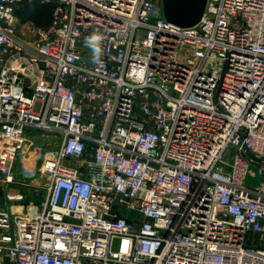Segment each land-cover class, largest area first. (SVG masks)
<instances>
[{
  "label": "built area",
  "instance_id": "built-area-1",
  "mask_svg": "<svg viewBox=\"0 0 264 264\" xmlns=\"http://www.w3.org/2000/svg\"><path fill=\"white\" fill-rule=\"evenodd\" d=\"M37 132L46 197L0 210V264H264V0L192 27L162 0H0V184Z\"/></svg>",
  "mask_w": 264,
  "mask_h": 264
},
{
  "label": "rangeland",
  "instance_id": "rangeland-1",
  "mask_svg": "<svg viewBox=\"0 0 264 264\" xmlns=\"http://www.w3.org/2000/svg\"><path fill=\"white\" fill-rule=\"evenodd\" d=\"M53 7L31 5V12L27 18L36 27L48 28ZM57 135L53 133L37 132L31 137L28 145L19 154L15 166L16 183L0 184V210L9 211L17 221L35 216L46 197V178L42 174V166L46 157L52 155L58 147ZM257 167H251L248 184L261 181L257 174ZM23 196L21 200H11L12 196Z\"/></svg>",
  "mask_w": 264,
  "mask_h": 264
},
{
  "label": "water",
  "instance_id": "water-1",
  "mask_svg": "<svg viewBox=\"0 0 264 264\" xmlns=\"http://www.w3.org/2000/svg\"><path fill=\"white\" fill-rule=\"evenodd\" d=\"M162 4L167 21L180 27H192L202 19L207 0H162Z\"/></svg>",
  "mask_w": 264,
  "mask_h": 264
},
{
  "label": "clouds",
  "instance_id": "clouds-1",
  "mask_svg": "<svg viewBox=\"0 0 264 264\" xmlns=\"http://www.w3.org/2000/svg\"><path fill=\"white\" fill-rule=\"evenodd\" d=\"M103 36L99 33H92L85 38V46L90 48L93 53V62H99L102 54L101 41Z\"/></svg>",
  "mask_w": 264,
  "mask_h": 264
},
{
  "label": "trees",
  "instance_id": "trees-1",
  "mask_svg": "<svg viewBox=\"0 0 264 264\" xmlns=\"http://www.w3.org/2000/svg\"><path fill=\"white\" fill-rule=\"evenodd\" d=\"M31 5H39V6H44V7L51 6V5L39 4V3L28 2V1L23 2L21 4L20 8L18 9V15L20 16V18L22 19L23 22L29 21L27 18L29 17L30 13H32L31 12ZM51 7H53V6H51ZM51 20H52V13H51L50 24H51Z\"/></svg>",
  "mask_w": 264,
  "mask_h": 264
}]
</instances>
